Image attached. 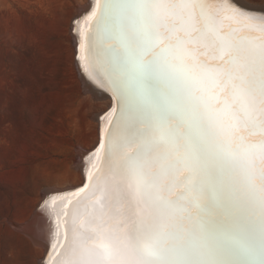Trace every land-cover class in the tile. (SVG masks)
Segmentation results:
<instances>
[{
    "label": "snow or ice",
    "instance_id": "snow-or-ice-1",
    "mask_svg": "<svg viewBox=\"0 0 264 264\" xmlns=\"http://www.w3.org/2000/svg\"><path fill=\"white\" fill-rule=\"evenodd\" d=\"M87 21L116 105L49 264H264V8L95 0Z\"/></svg>",
    "mask_w": 264,
    "mask_h": 264
},
{
    "label": "rangeland",
    "instance_id": "rangeland-1",
    "mask_svg": "<svg viewBox=\"0 0 264 264\" xmlns=\"http://www.w3.org/2000/svg\"><path fill=\"white\" fill-rule=\"evenodd\" d=\"M86 1L0 0V264H49L52 254L42 255L19 225L39 208L60 210V198L73 196L67 190L83 180L81 165L93 150L84 147L115 106L77 72L80 53L70 37L81 35L91 13L75 16ZM240 2L264 8V0ZM98 102L107 109L95 111Z\"/></svg>",
    "mask_w": 264,
    "mask_h": 264
},
{
    "label": "bare ground",
    "instance_id": "bare-ground-1",
    "mask_svg": "<svg viewBox=\"0 0 264 264\" xmlns=\"http://www.w3.org/2000/svg\"><path fill=\"white\" fill-rule=\"evenodd\" d=\"M94 5H95V0H87L84 3V5H82V7H80L81 10L79 12L76 11L77 14L75 16H77L79 13H81L84 10H89V9L92 10L94 8ZM243 5H245V4H243ZM245 7H246V5H245ZM247 8H249V7H247ZM250 9H252V8H250ZM253 10H256V9H253ZM256 11H258V10H256ZM85 17H87V16H85ZM83 22L84 23L81 26V29H82L81 32L82 31H86L87 27L89 28L87 19L85 21H83ZM78 27L79 26H77L76 24H72V26H71L72 29L73 28L74 29L75 28L78 29ZM78 34H79L78 31H77V33L74 32L73 34H71V37H70L72 39V41H74V43L76 45V49L79 48L80 43L83 42V37L80 34L79 35ZM78 59L79 60L77 62V72H78L79 77L83 80L84 85H87L92 90H95V88H96L95 86L103 88L102 89L103 92L109 93L111 95V97H109L110 100L113 97V101H110V102H112V103H114V105H116V99H115L114 95L112 94V92L110 91L109 88H107V87L105 88L103 86L104 83L101 81L100 77L97 76L94 79L93 76L90 75V72L92 71V69H91V66L87 63V61L86 60H81L80 56H79ZM105 100H107V99H105ZM95 109H96L95 111L100 112V111L106 110L107 106H106V104H104V102L103 103L102 102H98L96 104V106H95ZM102 139H103V128H102V125H101V123H96V136H95V139L93 140L94 142H92V144H89L88 146L84 147V151L85 152L86 151L88 152V150L93 149L92 152L88 155V159H86V162H84L83 164L81 163L83 165V166L81 165V169L82 170L84 169V173L85 174H87V172H88V170L90 168L89 158L90 157H94L95 153L99 150V147H97V146H98V144L100 143V141ZM79 161H81V157H80ZM85 174H84V178H83V180L81 182H76L75 183V185H77L75 188L69 189L67 191L77 192L79 190L78 188L80 186H82V184L85 182V178H86ZM76 189H78V190H76ZM63 192H66V191H63ZM53 193H56V191L52 192V194ZM58 195H60V193ZM53 197H54V195H53ZM59 206H61V205H59ZM55 207H57V206L55 205ZM71 207H72V205H69V208H71ZM60 209H62V207H60ZM53 210L59 211V210H57V209H55L53 207L52 208L51 207L50 208L42 207V209L39 208L38 210H34L32 212V214L30 215V218L27 219V221L24 220L25 222L23 221L24 223L19 225V226H22L21 228L24 229L26 231V233H29V235L32 238V240H34V242L39 245V249H40L42 255L45 254V253H51L52 254V249L50 247V239H49V236H48L47 225L50 224V223H54L55 217L53 215ZM38 224L39 225H43L44 227L38 228L37 227Z\"/></svg>",
    "mask_w": 264,
    "mask_h": 264
},
{
    "label": "water",
    "instance_id": "water-1",
    "mask_svg": "<svg viewBox=\"0 0 264 264\" xmlns=\"http://www.w3.org/2000/svg\"><path fill=\"white\" fill-rule=\"evenodd\" d=\"M110 109H111V108H110ZM110 109H109V110H110ZM109 110H108V111H109ZM97 147H99V144H98V146H97ZM78 189H79V188H78ZM78 189H76V190H78Z\"/></svg>",
    "mask_w": 264,
    "mask_h": 264
}]
</instances>
